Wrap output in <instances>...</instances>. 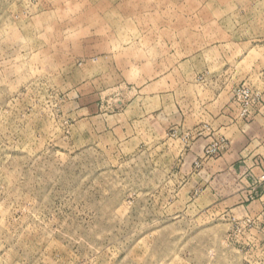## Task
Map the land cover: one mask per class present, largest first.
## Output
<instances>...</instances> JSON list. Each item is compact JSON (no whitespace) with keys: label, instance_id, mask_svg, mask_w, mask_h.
<instances>
[{"label":"rangeland","instance_id":"374dc122","mask_svg":"<svg viewBox=\"0 0 264 264\" xmlns=\"http://www.w3.org/2000/svg\"><path fill=\"white\" fill-rule=\"evenodd\" d=\"M217 104L264 115V0H0V264H264V163L185 184Z\"/></svg>","mask_w":264,"mask_h":264},{"label":"crops","instance_id":"0c3cea01","mask_svg":"<svg viewBox=\"0 0 264 264\" xmlns=\"http://www.w3.org/2000/svg\"><path fill=\"white\" fill-rule=\"evenodd\" d=\"M224 104H217L204 110V120L211 122L216 134H224L230 140L229 149L219 158L208 161L198 174L192 172L185 180V184L191 190L198 187L201 193L207 192L212 195L214 184L223 174H230L240 165L251 164L261 161L264 163V115L256 117L245 126L241 121L233 122L228 116L222 113ZM194 121V120H190ZM201 121L192 123V126L200 124ZM207 138L199 137L192 145L186 156L185 162L189 171L194 159L200 155ZM192 171V170H191ZM190 171V172H191ZM240 197L239 195L237 196Z\"/></svg>","mask_w":264,"mask_h":264}]
</instances>
